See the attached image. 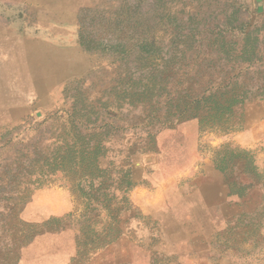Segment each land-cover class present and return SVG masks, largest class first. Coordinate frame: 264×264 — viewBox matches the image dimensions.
Wrapping results in <instances>:
<instances>
[{"label":"rangeland","instance_id":"1","mask_svg":"<svg viewBox=\"0 0 264 264\" xmlns=\"http://www.w3.org/2000/svg\"><path fill=\"white\" fill-rule=\"evenodd\" d=\"M245 32L264 0H0V264H264Z\"/></svg>","mask_w":264,"mask_h":264},{"label":"trees","instance_id":"2","mask_svg":"<svg viewBox=\"0 0 264 264\" xmlns=\"http://www.w3.org/2000/svg\"><path fill=\"white\" fill-rule=\"evenodd\" d=\"M248 27H250L249 23ZM262 49H264V40L261 41L258 37L253 39L251 34L245 32L241 52L233 56L225 54L226 56L219 58V61L224 62L225 68L230 67L227 75H231L237 65L244 64L252 67V65L262 63L263 59L261 54L264 51Z\"/></svg>","mask_w":264,"mask_h":264}]
</instances>
